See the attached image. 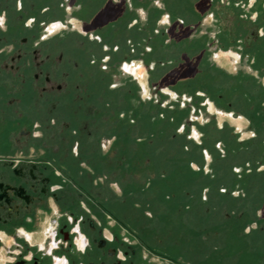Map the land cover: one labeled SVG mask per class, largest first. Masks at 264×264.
<instances>
[{
  "label": "flooded vegetation",
  "instance_id": "1",
  "mask_svg": "<svg viewBox=\"0 0 264 264\" xmlns=\"http://www.w3.org/2000/svg\"><path fill=\"white\" fill-rule=\"evenodd\" d=\"M129 1L0 0V264H142L138 239L119 235L106 219L115 218L108 214L110 184L124 189L107 172L118 146L138 169L144 164L143 176L164 155L198 160L202 171L209 161L204 208L211 217L234 203L212 206L210 196L232 197L235 176L264 163V0H205L198 15L189 0L171 12L168 0ZM140 10H151L143 24ZM208 19L214 30L202 33ZM127 34L133 39L125 42ZM140 34L146 38L138 42ZM225 59L236 74L220 68ZM164 86L183 88L200 106L210 99L252 123L258 113L260 124L239 141L211 117L212 125L196 128L198 143L196 132L195 138L183 132L189 116L181 132L168 130L177 117L162 108ZM148 89L161 102H145ZM232 121L242 127L241 119ZM260 202L263 207L264 194L245 201L256 219L247 234L259 223ZM53 206L46 246L30 248L24 231Z\"/></svg>",
  "mask_w": 264,
  "mask_h": 264
},
{
  "label": "rangeland",
  "instance_id": "2",
  "mask_svg": "<svg viewBox=\"0 0 264 264\" xmlns=\"http://www.w3.org/2000/svg\"><path fill=\"white\" fill-rule=\"evenodd\" d=\"M224 62L229 63L233 70L237 71L232 60L225 59ZM176 70L174 69V71ZM120 76L128 78V75L120 74ZM143 81L145 82L144 79ZM178 90L180 91V88ZM161 92L164 96L162 108L167 110L170 115L174 111H178V114H182L184 111L188 112V119L191 120L189 121L190 128L186 127L183 132L190 134L193 138H195L194 132H196L198 136L195 139L200 143L201 135L196 128L205 126L210 121L211 125L213 123L207 113L208 106H200L199 103L195 100L191 101L188 97H182L179 100L167 92L165 86ZM152 97L156 98V103L161 102L160 97L153 89H148V94L142 96L145 102H148L147 98ZM217 119L233 122L225 116H218ZM173 123L175 126L176 121ZM180 125L183 126L186 123L184 124L182 120L177 124V126ZM241 131V138L251 136L244 127ZM131 159L132 157H129L127 160V157L121 153L111 160L112 166L108 164L107 172L117 175V181L125 189L124 195L120 196L116 202L113 201V197L111 199L113 193L109 190L108 211L110 214L114 213L125 227V238L128 237L130 241H133L134 238L138 239L140 243L138 247H140L144 258L142 264H264V230L262 231L264 223L262 221H258L259 231L254 230L252 234L248 235L244 232V228L247 223L256 220L252 215L243 221L234 218L222 222L220 217L216 220L214 216L198 219L197 211L193 210V207L186 209L185 204L177 206L175 203L177 190L169 189L168 185L165 186L166 181L161 182L154 179L155 174L158 178L165 177V171L160 174L159 171L152 168L151 174H145L144 182L134 179L123 181L127 177L132 178L138 175V167L133 165ZM129 162H132L131 165ZM140 162H144L143 158H140ZM206 210L208 212V209ZM147 211L152 212L153 215L150 216ZM115 218L108 215L109 221L113 220L120 225L115 221ZM141 245L146 247L142 248ZM158 256L160 259L157 258Z\"/></svg>",
  "mask_w": 264,
  "mask_h": 264
},
{
  "label": "crops",
  "instance_id": "3",
  "mask_svg": "<svg viewBox=\"0 0 264 264\" xmlns=\"http://www.w3.org/2000/svg\"><path fill=\"white\" fill-rule=\"evenodd\" d=\"M179 0H168V11L171 12L172 8L174 7V4L176 5V3H178ZM127 2L129 3L130 1L127 0ZM189 4L192 6L193 8V13L194 15H198L200 13L204 14V12L206 11V1L205 0H189ZM134 11V10H132ZM136 12V11H134ZM138 12V11H137ZM140 13V17H141V23L143 24L144 21L146 20V17L148 16L149 13H151V10H148V12H144L142 10L139 11ZM165 20L167 19V16L165 15ZM71 23H73L74 25L78 26V22L77 20H72ZM167 28V27H166ZM169 29V28H167ZM213 25L210 21V19L206 20V23L204 24V28L201 31L202 33H205L207 31H213ZM182 31L180 29L176 30L175 34L172 35H177L176 33ZM57 32H52L50 35L51 36H55ZM159 37V36H158ZM139 41H144V39L146 38V35L144 34H140L138 36ZM160 38V37H159ZM132 35L131 34H127L125 36V42L131 41ZM161 39V38H160ZM168 38L165 37V41ZM159 42H162V40H160ZM225 61V60H224ZM219 62V66L222 69H226L229 73L231 74H236L237 71L233 70V68L230 66L229 63L227 62ZM136 63L140 64V67L142 69V71H144V80L147 86V82H148V73L146 70H144V65H143V61H137ZM175 68V67H174ZM232 68V70H231ZM248 71V70H247ZM184 82H177L178 86L183 84ZM176 84V83H175ZM176 84V85H177ZM264 84V82H263ZM166 90H168L170 93H172L174 96H178L177 94L182 95L184 98L188 97V95H186V91L181 88L180 91H178L177 88H166ZM195 91H198L195 90ZM247 103V102H246ZM201 105L208 106V110L207 113L210 115V117H215L216 121L218 122V124L221 126H223L224 124L228 125L230 128H232V130H234V133L242 136L241 134V130L246 129V132L250 133L251 136L253 135L254 131L251 130L252 125L255 124H260V116L257 114L254 115V122L252 123L251 119L246 116V115H242L239 113H228L226 111H224V107L221 106L219 104V106L216 105V103H214L213 101H211L210 99H206L204 102H202ZM210 105L213 106L214 111L211 112L209 107ZM238 111L239 108H238ZM258 112V111H257ZM227 117L228 119H230L232 121L233 119H241L242 120V127L238 128V126L236 124H232L231 122H229L228 120H220L217 119V117ZM173 118V116H172ZM175 122V121H174ZM170 128H168V130L170 129V131L175 132L179 130V126H177V124L174 126V123H170L168 125ZM167 128L165 131H168ZM197 130V129H196ZM124 132V130H123ZM110 136V143L109 146L107 148V151H110L111 149V144L112 142L116 139V134L112 133L109 135ZM251 136H243L242 138H239V141L242 140H246L248 138H250ZM120 147H116V149L114 150L115 152L113 153V159L119 155L120 153ZM157 161V162H156ZM154 161V163L152 165H149V168L151 169V173H152V168H154L155 170L159 171L160 174H163V172L165 173V177L163 178H158L156 176V174L154 175V179H158L161 182H165V186H169L170 188H174L175 190H177V193L175 195V203L178 205H184V207L186 209L193 207V210L197 211L196 217L199 219H204L207 216V211L205 210L206 208H204L205 206V201L204 198L207 196L208 198V192L210 187L212 186V180L211 177L209 175H207V171L210 168V162L207 161L205 162V169L204 171L201 170V167L199 166L200 161L198 160H193L187 162L184 161L183 159H178L176 157H170V156H166L164 155V157L160 158L159 160ZM176 161H179L180 163H177ZM140 164H142L141 162H139ZM112 166V161L111 163ZM147 164V163H146ZM236 167H238L239 165H234ZM143 168H139L138 169V175L137 176H133L132 178L128 177L125 178V180H142L143 181V174H141L143 171L142 169H145L144 164H142ZM237 172H241V169H235ZM93 173H99L100 171L93 169L92 168ZM144 173V172H143ZM169 176V178H167ZM147 180V179H146ZM145 180V181H146ZM234 185H233V196H226V195H222L219 194L217 195H213L210 196L211 199V204L213 206V204L215 205L217 204H222L225 202H233L232 206L227 208L226 210H221L220 213H218L217 215L219 216H215L214 218L217 220L219 217L221 218L220 221H224V220H231L234 218H241L242 220H246L248 218V205H246L245 201L249 198H251L253 195H258V194H264V163H262L261 165H257V169L255 171H247L246 173L241 172L240 174H238L237 176H235L234 178ZM144 182V181H143ZM109 190L112 191L113 195H111V199L113 197V201H117V199L120 198V195L123 196L124 195V190L122 191V193L118 190V188H116L113 183L110 184L109 186ZM107 196V200H108V204H109V194L106 195ZM170 199H172L171 196H169ZM191 202V203H190ZM214 202V203H213ZM262 203H258V206L256 207L258 209V215L259 217V222H263L264 220V206L262 207ZM241 206V207H240ZM240 207V208H239ZM54 208V212L52 214L49 215H44L39 216L37 223L35 224H30L27 231L25 233L26 237H27V241L29 244V247L32 249H36V248H42L46 246V241H47V232L49 229L52 228V222L54 217L56 216V210L55 207ZM212 208V207H211ZM177 210V208H176ZM252 211V210H251ZM254 212V211H253ZM118 213V212H117ZM147 213L152 216V212L147 211ZM110 214V212L108 213ZM114 217H116V215H114V213H112ZM227 214H229L230 216H226ZM96 215V214H95ZM238 215V216H237ZM240 215V216H239ZM242 215V216H241ZM117 218V217H116ZM107 221L110 227H114V230L121 236H123L125 234V227L123 226L122 223H120L119 219L117 218L118 222L120 223L121 227L118 228V224L116 222H114L113 220L109 221L108 220V216H107ZM123 227V228H122ZM253 231L255 229L258 228V225L256 226L255 224L252 225ZM252 231V232H253ZM256 231V230H255ZM246 233L248 231H245ZM252 232L250 234H252ZM249 235V234H248ZM157 254V253H155ZM158 259H160V256L157 257ZM164 259V258H163ZM169 260V259H167Z\"/></svg>",
  "mask_w": 264,
  "mask_h": 264
},
{
  "label": "trees",
  "instance_id": "4",
  "mask_svg": "<svg viewBox=\"0 0 264 264\" xmlns=\"http://www.w3.org/2000/svg\"><path fill=\"white\" fill-rule=\"evenodd\" d=\"M176 114V124H179L182 120H184L188 116V112L184 111L182 114H178V111L175 112ZM175 116V115H174Z\"/></svg>",
  "mask_w": 264,
  "mask_h": 264
}]
</instances>
